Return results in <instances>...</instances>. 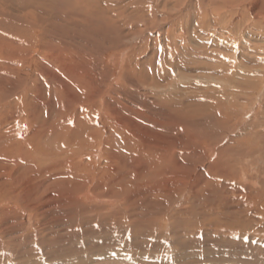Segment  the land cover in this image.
I'll return each mask as SVG.
<instances>
[{
    "label": "rangeland",
    "instance_id": "obj_1",
    "mask_svg": "<svg viewBox=\"0 0 264 264\" xmlns=\"http://www.w3.org/2000/svg\"><path fill=\"white\" fill-rule=\"evenodd\" d=\"M151 3L30 63L0 0V264H264V0Z\"/></svg>",
    "mask_w": 264,
    "mask_h": 264
},
{
    "label": "bare ground",
    "instance_id": "obj_2",
    "mask_svg": "<svg viewBox=\"0 0 264 264\" xmlns=\"http://www.w3.org/2000/svg\"><path fill=\"white\" fill-rule=\"evenodd\" d=\"M151 2H152V0H25L26 10L28 11V13L29 12L30 13L32 12V14H34V18L31 17V15H27V16H30V19H27L23 15L24 17L19 22H11V21L7 22L8 20H6V19H5V21L7 23H10L9 26H11V27H9V28L12 29L13 31H14V28H15L14 25L17 27L18 30L20 29V31L18 33L22 37H24L23 39H25V44H28L27 46H25V44H23V45L25 47H29V49H31V51H33V52H30L31 55H28V56H30V60L29 61L31 63V60L32 59H34V61H37V58L36 57H38L39 55L43 54V52L45 50H48V52L45 53V54H51L58 46H62V41H63L62 39L63 38H66V37L65 36L63 37L61 35L68 34V33H66V31L68 29H70V28L72 30L73 29H76V28L78 29L79 26H77V24H74L73 22L72 23L70 21L68 22V18L67 17H70L71 19H74L73 15H75L76 18L74 20L78 19V21H79L78 23L83 22V24L85 26H89V28L85 29V31H87V32L90 31V29H91V27L93 25V21H95V22L98 21L102 25L106 26V27H104L105 30L103 29L104 31H106V28H107L108 30L112 29L114 32L119 33L121 35H124V34H122L123 33V29H121V26H120V24L122 22V19H123V18L121 19L120 14H122V13L124 14L127 11H130V9L133 8V6H136L137 8H139L143 4L144 5L146 4L145 7L147 9L148 7L152 6V3ZM144 5H143V7H144ZM141 10L142 11H139V12H143L144 11L143 9H141ZM148 11H150V10L148 9ZM129 13H131V12H129ZM58 17L60 18L59 21H58ZM18 20H19V18H18ZM3 22H4V20H3ZM134 26H136V25H134ZM21 27L22 28L25 27V30H22ZM79 28H82V27L80 26ZM72 34H70V36H72ZM58 35H60V39L58 38ZM16 44H18V43L16 42ZM21 44L16 45L15 46V49L20 50L21 48H23V45L21 46ZM73 45H68L67 42H64V45L62 47L65 50L69 51V53H73L74 51L78 52V50L75 47V45L74 46ZM23 52L25 53V51H23ZM35 52H36V54H35ZM69 53L65 52L64 55L62 54V56H61L63 59L66 60L67 64H69L70 62H75L76 61V58L73 57V56H70ZM15 57L19 58L20 56H17L15 54ZM24 59L25 58H23V60ZM76 71L77 70L74 69L70 73L71 75H73L72 77H74V74H75ZM162 152H164V151H162ZM167 152H169V151H167ZM164 156L165 155H162V158L163 159H164ZM165 159H169V157H165ZM223 165H225V164H223ZM23 181H25V179ZM21 183H22V181H21ZM12 197H13V195H12ZM14 197H15V195H14ZM86 197L88 198V196H86ZM11 198L9 199V201L11 200ZM90 198H92V197H90Z\"/></svg>",
    "mask_w": 264,
    "mask_h": 264
}]
</instances>
